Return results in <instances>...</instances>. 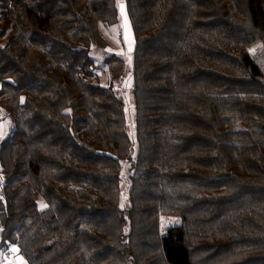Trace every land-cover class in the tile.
<instances>
[{"label": "trees", "instance_id": "obj_1", "mask_svg": "<svg viewBox=\"0 0 264 264\" xmlns=\"http://www.w3.org/2000/svg\"><path fill=\"white\" fill-rule=\"evenodd\" d=\"M124 1L131 134L91 56L116 0H0V250L28 264H264V80L245 63L264 47V0ZM102 63L124 76L120 56ZM164 216L179 224L162 234Z\"/></svg>", "mask_w": 264, "mask_h": 264}, {"label": "rangeland", "instance_id": "obj_2", "mask_svg": "<svg viewBox=\"0 0 264 264\" xmlns=\"http://www.w3.org/2000/svg\"><path fill=\"white\" fill-rule=\"evenodd\" d=\"M116 6L118 10L119 22L116 25L104 26L101 25V31L108 41V46L105 50L94 48L91 51V56L97 64L100 65V82L102 85H109L112 83L116 93L121 97L127 106V120H128V132L131 134L133 123L135 119V107L133 104L132 96V61L133 52L135 48V37L133 28L129 21V17L125 8L124 0H116ZM254 45L251 47L245 58V63L250 70L253 77L264 80V47ZM106 54H115L123 58L125 61V73L122 78L113 79L108 72L107 67L102 63ZM6 122L0 121L2 125V132L0 133V139L7 137L11 129V121L6 119ZM129 182V163L122 162L121 166V189H122V206L125 205V200L128 190ZM39 208L43 209L45 203L40 200L38 202ZM179 224V220L172 217H162L160 221V228L162 234H165L167 229Z\"/></svg>", "mask_w": 264, "mask_h": 264}, {"label": "crops", "instance_id": "obj_3", "mask_svg": "<svg viewBox=\"0 0 264 264\" xmlns=\"http://www.w3.org/2000/svg\"><path fill=\"white\" fill-rule=\"evenodd\" d=\"M256 45H259L258 43ZM261 46L263 47V45L261 44ZM253 48V47H252ZM264 49V48H263ZM250 50H248L249 52ZM0 121L2 122H6L7 120L6 118H3L0 116ZM2 125L0 126V133L2 132ZM5 137H2L1 139H4ZM0 139V140H1ZM2 253L8 255V261L10 264H28L25 259L18 253L17 248L16 247H9L6 251H2L0 250Z\"/></svg>", "mask_w": 264, "mask_h": 264}, {"label": "built area", "instance_id": "obj_4", "mask_svg": "<svg viewBox=\"0 0 264 264\" xmlns=\"http://www.w3.org/2000/svg\"><path fill=\"white\" fill-rule=\"evenodd\" d=\"M0 264H10L8 261V255L0 251Z\"/></svg>", "mask_w": 264, "mask_h": 264}]
</instances>
